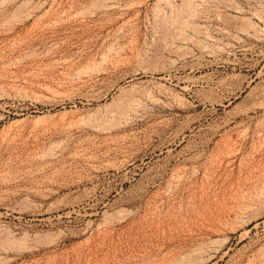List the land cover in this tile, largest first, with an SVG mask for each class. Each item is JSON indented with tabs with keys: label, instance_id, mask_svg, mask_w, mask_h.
<instances>
[{
	"label": "rangeland",
	"instance_id": "374dc122",
	"mask_svg": "<svg viewBox=\"0 0 264 264\" xmlns=\"http://www.w3.org/2000/svg\"><path fill=\"white\" fill-rule=\"evenodd\" d=\"M185 1L0 0V264H264V0ZM205 74L217 115L100 131Z\"/></svg>",
	"mask_w": 264,
	"mask_h": 264
},
{
	"label": "bare ground",
	"instance_id": "6f19581e",
	"mask_svg": "<svg viewBox=\"0 0 264 264\" xmlns=\"http://www.w3.org/2000/svg\"><path fill=\"white\" fill-rule=\"evenodd\" d=\"M185 2L188 3L189 0ZM185 8L187 7L185 6ZM230 93L232 92L229 91L224 78L214 80L206 74L187 77L184 81L171 82L168 85L161 84L156 92H142L110 111L101 124L100 131L114 130L116 127L128 123L129 120L137 118L139 112L146 109H149V112L156 109L159 113L166 114L167 117L185 118L186 128H191L204 121L205 116L217 115L220 110L225 108L231 102V98L228 97ZM182 130L184 129L182 128Z\"/></svg>",
	"mask_w": 264,
	"mask_h": 264
}]
</instances>
